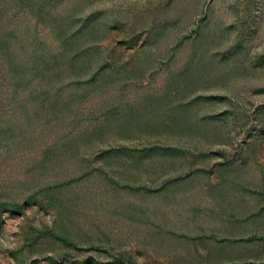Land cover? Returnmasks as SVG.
<instances>
[{
    "label": "rangeland",
    "instance_id": "374dc122",
    "mask_svg": "<svg viewBox=\"0 0 264 264\" xmlns=\"http://www.w3.org/2000/svg\"><path fill=\"white\" fill-rule=\"evenodd\" d=\"M0 264H264V0H0Z\"/></svg>",
    "mask_w": 264,
    "mask_h": 264
}]
</instances>
